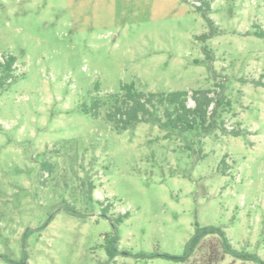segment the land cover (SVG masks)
Here are the masks:
<instances>
[{"label":"rangeland","instance_id":"rangeland-1","mask_svg":"<svg viewBox=\"0 0 264 264\" xmlns=\"http://www.w3.org/2000/svg\"><path fill=\"white\" fill-rule=\"evenodd\" d=\"M2 55L16 63L0 85V264H182L172 257L195 223L223 228L264 262V86L254 83L264 82V0H0ZM130 83H223L225 127L247 135L217 131L199 144L196 131L117 132L103 110L82 111Z\"/></svg>","mask_w":264,"mask_h":264},{"label":"trees","instance_id":"trees-1","mask_svg":"<svg viewBox=\"0 0 264 264\" xmlns=\"http://www.w3.org/2000/svg\"><path fill=\"white\" fill-rule=\"evenodd\" d=\"M209 4L206 3L203 11H207ZM208 25L211 20L203 14ZM202 38H208L203 35ZM207 60L211 61V55L207 54ZM16 58L12 55H2L0 61V85L13 78ZM256 85H263L262 81H254ZM214 88L177 90L169 92H143L135 88L133 83L122 84L119 92L108 93L92 99L89 105L83 104L81 109L84 113L98 116L103 110L104 118L117 132L134 128L137 124L148 123L157 126L169 136L170 131L187 132L196 131L198 133V143L201 138L214 132L220 131L223 135L233 137L245 136L246 131L239 129L227 130L225 127L223 114H226L230 107V101L223 94V83L215 84ZM193 102V106L188 105V101ZM52 165L45 162L41 165V170L51 172ZM223 167L221 172L225 174ZM84 200L94 201L95 185L91 180L82 181L80 184ZM97 201V200H96ZM103 216H107L110 204L103 206L99 201ZM72 216L82 217L74 205L63 201L61 207ZM112 225L122 221L123 216H111ZM112 242L117 240L116 235L108 236ZM228 255L234 260L242 262H254L264 264L260 258L253 253L239 251L235 249L223 228L217 226H199L195 223L194 231L184 247L181 256L172 257L182 264H220ZM4 259L10 262L9 258Z\"/></svg>","mask_w":264,"mask_h":264}]
</instances>
